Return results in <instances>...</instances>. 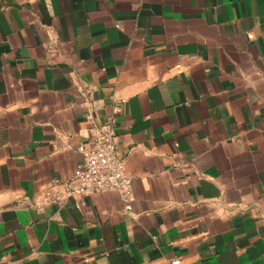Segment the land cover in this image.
Returning <instances> with one entry per match:
<instances>
[{"label":"crops","instance_id":"crops-1","mask_svg":"<svg viewBox=\"0 0 264 264\" xmlns=\"http://www.w3.org/2000/svg\"><path fill=\"white\" fill-rule=\"evenodd\" d=\"M120 108L132 210L35 205ZM264 264V0H0V264Z\"/></svg>","mask_w":264,"mask_h":264},{"label":"built area","instance_id":"built-area-1","mask_svg":"<svg viewBox=\"0 0 264 264\" xmlns=\"http://www.w3.org/2000/svg\"><path fill=\"white\" fill-rule=\"evenodd\" d=\"M120 111L115 107L103 123H95L88 117L89 136L78 146L83 160L80 169L70 177L52 180L46 197L36 199L35 205L59 204L96 192L114 190L122 196L125 209L132 210L134 180L126 171L118 149L116 123ZM170 264H182V260L175 258Z\"/></svg>","mask_w":264,"mask_h":264}]
</instances>
